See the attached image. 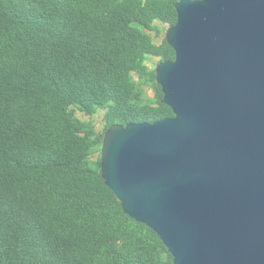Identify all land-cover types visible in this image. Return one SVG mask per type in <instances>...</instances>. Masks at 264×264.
<instances>
[{"label":"trees","instance_id":"trees-1","mask_svg":"<svg viewBox=\"0 0 264 264\" xmlns=\"http://www.w3.org/2000/svg\"><path fill=\"white\" fill-rule=\"evenodd\" d=\"M179 1L0 0V264H172L98 155L112 126L173 118L148 61H173Z\"/></svg>","mask_w":264,"mask_h":264},{"label":"water","instance_id":"water-1","mask_svg":"<svg viewBox=\"0 0 264 264\" xmlns=\"http://www.w3.org/2000/svg\"><path fill=\"white\" fill-rule=\"evenodd\" d=\"M155 67L173 118L110 127L99 166L172 264H264V0H181Z\"/></svg>","mask_w":264,"mask_h":264},{"label":"rangeland","instance_id":"rangeland-1","mask_svg":"<svg viewBox=\"0 0 264 264\" xmlns=\"http://www.w3.org/2000/svg\"><path fill=\"white\" fill-rule=\"evenodd\" d=\"M159 31H160V36H159V41H161L163 38L166 37V33H167V27L166 26H159ZM148 34H150L151 36H153V33H149L147 32ZM148 65L151 67V68H155L157 65H156V59H152L150 58L149 61H148ZM147 94L151 97V93L149 91H147ZM101 115L102 113H99L97 114L95 117L92 118V122L94 123L95 127H96V131L98 133H100V131L102 130V122H101ZM76 116L78 119L82 120V121H86L87 118L84 117L83 115H81L80 113H76ZM97 157V156H95ZM93 157V158H95ZM98 157H100V154L98 155Z\"/></svg>","mask_w":264,"mask_h":264}]
</instances>
